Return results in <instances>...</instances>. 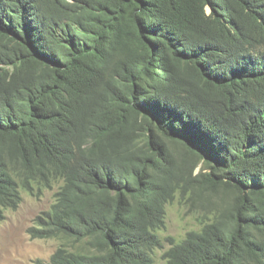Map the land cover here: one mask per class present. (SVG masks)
<instances>
[{
  "label": "trees",
  "instance_id": "obj_1",
  "mask_svg": "<svg viewBox=\"0 0 264 264\" xmlns=\"http://www.w3.org/2000/svg\"><path fill=\"white\" fill-rule=\"evenodd\" d=\"M54 187L36 264H264V0H0V220Z\"/></svg>",
  "mask_w": 264,
  "mask_h": 264
},
{
  "label": "rangeland",
  "instance_id": "obj_2",
  "mask_svg": "<svg viewBox=\"0 0 264 264\" xmlns=\"http://www.w3.org/2000/svg\"><path fill=\"white\" fill-rule=\"evenodd\" d=\"M200 167L201 163L196 171ZM55 191V187L44 189L38 194L22 190L18 206L5 210L4 217L0 220V264H36L38 260L49 261L60 241L55 238H32L28 229L34 224L37 215L49 210L54 202ZM213 208L214 203H208L205 197L195 198L191 202L176 197L166 206V226L159 234L164 238L179 240L187 231L199 228L201 214H208ZM154 264H164L160 250L156 251Z\"/></svg>",
  "mask_w": 264,
  "mask_h": 264
},
{
  "label": "bare ground",
  "instance_id": "obj_3",
  "mask_svg": "<svg viewBox=\"0 0 264 264\" xmlns=\"http://www.w3.org/2000/svg\"><path fill=\"white\" fill-rule=\"evenodd\" d=\"M259 22V21H258ZM250 78V77H249ZM250 80V79H249ZM240 85V84H239Z\"/></svg>",
  "mask_w": 264,
  "mask_h": 264
}]
</instances>
